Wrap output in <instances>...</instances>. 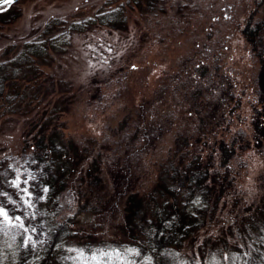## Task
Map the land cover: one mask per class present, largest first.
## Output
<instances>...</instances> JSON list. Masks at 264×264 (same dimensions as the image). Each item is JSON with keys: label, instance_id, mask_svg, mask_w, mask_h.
I'll list each match as a JSON object with an SVG mask.
<instances>
[{"label": "rangeland", "instance_id": "obj_1", "mask_svg": "<svg viewBox=\"0 0 264 264\" xmlns=\"http://www.w3.org/2000/svg\"><path fill=\"white\" fill-rule=\"evenodd\" d=\"M13 3L15 18L0 21V59L12 56L21 43L39 35L52 16L62 17L60 24L68 29L60 35L52 29L50 32L57 36L54 44L43 54L33 55L31 62L17 66L19 73L5 87V91H13L9 97L12 102L5 99L0 106V159L7 149L20 154L21 149H15L23 144L25 135H53L69 149L67 160L83 163L84 173L77 170L66 175L65 188L58 192L56 201L52 200L50 210L55 218L75 211L85 200L82 190L90 204H100L97 198L101 202L107 199L125 174L130 178L125 185L127 194L134 191L143 195L157 185L163 164L178 161L187 147L200 151L202 158L211 153L209 162L218 165L225 155L221 140H233L240 150V144L244 148L252 142L249 154L238 152L240 160L226 162L227 170L229 173L234 167L232 173L238 174L230 185H239L237 207L243 206V215L264 206V114L261 111L255 116L261 128L255 130L254 109L233 107L241 97L230 95L231 90L238 93L242 79L236 74L240 72L242 78H250L253 95L249 98L258 104L257 97L262 100L264 96L258 83V58L240 32L248 18H264V0H153L141 6L135 0ZM119 6L124 20L116 13L108 22L97 19L101 15L98 12ZM210 30L217 33L210 34ZM206 46L212 47L211 53L203 51ZM233 53L237 58L245 53L239 67L230 65ZM249 62L253 64L246 67ZM91 164L96 165L94 172L104 182L95 195L87 187L85 175ZM38 178L39 173L30 178L33 189L42 186ZM13 181L9 180L4 192L20 198L19 216L26 227L37 229L28 233L32 244L38 245L46 238V224L43 219H27L30 212L24 201L29 196ZM126 191L118 210L111 208L107 215H95L102 225L83 221L81 226L87 232L75 241L91 236L95 241L120 238V224L127 218ZM235 194L224 191L219 206L237 197ZM232 207L227 204L213 220L222 219L223 210ZM214 225L201 231L215 233ZM22 234V229L14 227L0 231V264L15 262L24 246ZM194 248L188 239L181 250L190 254L195 253ZM62 256H67L66 252ZM122 258L113 259L111 264H140L131 256L125 261Z\"/></svg>", "mask_w": 264, "mask_h": 264}, {"label": "trees", "instance_id": "obj_2", "mask_svg": "<svg viewBox=\"0 0 264 264\" xmlns=\"http://www.w3.org/2000/svg\"><path fill=\"white\" fill-rule=\"evenodd\" d=\"M135 2L141 6L144 3L151 4L153 0H141V2L135 0ZM122 10V7L119 6L98 12L101 15L97 19H101V23L108 22L109 19H112V14L116 13L120 20H124ZM16 15L15 3H12L0 10V21H11ZM62 19V17L52 16L43 25L39 35L28 38L24 43H21L12 56L0 59V106L5 104V99L7 102H12L9 97H12L11 92L13 91H5V87L8 81L19 73L17 66L31 62L33 55L43 54L46 48L54 44L57 36L50 32L52 29H57L55 33L58 35L68 31L64 24H60ZM86 19L91 20L92 18L88 19L87 17ZM78 22L83 23L82 20ZM211 31L210 34L213 32ZM240 32L251 45L253 55L258 58L260 66L258 68V83H260V90L263 93L264 18H248L246 23L240 27ZM213 33L216 34L217 32ZM222 33V31L218 32V35ZM203 51L211 53L212 47L206 46ZM245 53L240 58L235 57L233 53L231 67H239ZM252 64L249 62L246 67ZM236 75L242 79V82L238 83L236 89L238 93L231 90L230 95L236 96L238 94L241 99L238 103L233 104V107L241 108V110L254 109L256 112L253 116L255 130L256 128L261 129L260 123H257L259 117L257 116L258 119L256 120L255 116L261 111L264 114V96H262V100L258 96L256 101L259 103L255 104V99L249 98L253 95L249 89L250 78L247 75L242 78L240 72ZM240 101L243 102L241 107L238 105ZM20 107L22 106L20 105ZM11 111L13 112V109ZM262 127H264V123H262ZM232 135L235 136V134ZM58 139L53 135H49L47 138L44 135H25L23 144L18 145L19 148L15 149H19V151L21 149L20 154L17 155L12 151L7 152L9 150L7 149L0 159V204H3L6 210H10L13 215H20L21 207L18 203L20 198L4 192L9 180H16L19 176L23 193L29 196L26 200H30L32 204L31 208L27 207L30 212L27 219L30 222L35 219L36 221L43 219L46 224L45 240L38 245L34 243L31 246L24 245L21 247L13 264H71V261L65 260V257L71 255L67 249L79 247L101 248L109 251L133 248L139 254L127 253L124 261L131 256L133 260H139L140 264H149L150 262L152 264H264V206L256 211H251L246 216L241 213L243 206L237 207L239 185L237 188L230 185L233 182V177H237L238 174L232 173L234 167H231L228 173L226 164L227 161L234 158L240 160L237 155L238 152L243 155L247 151L249 154L248 149H253L251 148L252 142H248L244 148L241 146L243 144H240L242 149L240 150L233 145V140L230 143L221 140L220 147L225 155L221 156L218 165H215L216 161L214 165L209 162L213 157L211 153L202 158L200 151L195 148L189 150L187 147L185 151L181 152L178 161L169 160L163 164L164 166L158 174L157 185L143 195L137 196L134 191L127 194L125 185L130 181V178L128 174H125L123 180L117 183L116 188L109 193L107 199L101 202L97 198L100 204L96 201L90 204L89 201L91 200L88 199L87 193L82 190L85 200L78 203L75 211L55 218L50 207L52 200L56 201L58 192L65 188L68 181L66 175L77 170L80 174L84 173L81 160L72 162L65 158L69 149L61 139ZM237 141L240 143L241 140L237 138ZM180 146L181 144L177 148ZM241 159L243 158L241 157ZM222 165L224 167L221 170ZM94 167L96 165L91 164L85 174L89 179L87 187L90 188L93 195L101 191L104 186L101 175L94 172ZM36 173L40 175L38 179H40L42 186L33 189L30 178H34ZM24 180H27V183H23ZM39 190L40 195L38 194ZM125 191L126 197H128V204L125 206L127 218L120 224L119 231L122 233L120 238L111 239V241L104 239L95 241L91 236V239L86 241H75V238L81 236L82 232H87L81 226L83 221L94 222L96 226L102 225L101 220L95 215H107L106 213L111 208L118 210L119 203L125 196ZM224 191H234L237 197L234 196L230 202L226 199L223 206H219L218 203ZM227 204H233V207L226 211L223 210L222 219L214 221L217 212L225 209ZM232 211L234 214H231ZM239 216L238 224L236 217ZM211 224H215L213 229L215 233L206 230L205 232L201 231L202 227H210ZM210 228L212 229V227ZM228 234L232 237L231 239L228 238ZM26 235L29 233L24 232L20 236L24 240ZM188 239L195 244V253L187 254L181 250ZM57 245L62 247H57ZM64 252L67 256H62Z\"/></svg>", "mask_w": 264, "mask_h": 264}, {"label": "snow or ice", "instance_id": "obj_3", "mask_svg": "<svg viewBox=\"0 0 264 264\" xmlns=\"http://www.w3.org/2000/svg\"><path fill=\"white\" fill-rule=\"evenodd\" d=\"M6 2H11V0H0V8H2ZM12 183L19 188L21 183L19 176ZM23 183H27V180H24ZM24 191H27V189H24ZM24 203L28 208L32 207L30 200H25ZM6 227L19 228L25 233H28L29 231L32 233L37 232L35 227H26L21 216L13 215L10 210H6V207L3 204H0V231ZM32 241L33 237L31 235H26L23 243L25 246H31ZM57 247L62 246L57 245ZM67 252L71 255L65 257V260L71 261V264H110L114 257L118 260L122 255L126 259L127 253L139 254L137 250L133 248H125L122 251L119 249H112L109 251L101 248H68Z\"/></svg>", "mask_w": 264, "mask_h": 264}, {"label": "water", "instance_id": "obj_4", "mask_svg": "<svg viewBox=\"0 0 264 264\" xmlns=\"http://www.w3.org/2000/svg\"><path fill=\"white\" fill-rule=\"evenodd\" d=\"M15 1H17V0H11V2H6L5 5H4L3 7H7V6H9L10 4H12V3L15 2ZM3 7H2V8H3ZM2 8H0V9H2Z\"/></svg>", "mask_w": 264, "mask_h": 264}]
</instances>
